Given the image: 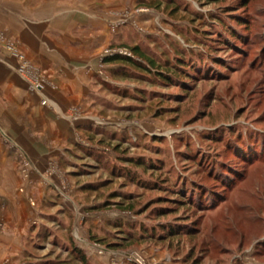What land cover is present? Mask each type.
Masks as SVG:
<instances>
[{
	"label": "rangeland",
	"instance_id": "obj_1",
	"mask_svg": "<svg viewBox=\"0 0 264 264\" xmlns=\"http://www.w3.org/2000/svg\"><path fill=\"white\" fill-rule=\"evenodd\" d=\"M175 1L0 0V264H264V0Z\"/></svg>",
	"mask_w": 264,
	"mask_h": 264
},
{
	"label": "crops",
	"instance_id": "obj_2",
	"mask_svg": "<svg viewBox=\"0 0 264 264\" xmlns=\"http://www.w3.org/2000/svg\"><path fill=\"white\" fill-rule=\"evenodd\" d=\"M8 1L11 2V4H9V7H8L11 10L6 12V13H8V14H6V19L15 23V24L17 23L18 26L21 27V22L24 23V21H26V16H27V11H28L27 0H8ZM14 10H16V12ZM10 124H13L14 126H18V127H16L17 130H18V128L20 129L17 122L16 123L10 122ZM3 130L6 132L5 129H3ZM0 218L1 219L3 218V222L7 221L5 224V228H6L9 225V224L7 225L8 220L5 219L4 216H2L1 211H0ZM10 231L11 230H10V226H9L8 229L3 230V233H0V258H2V256H4V254H6L7 252L16 253L18 255H20V253L22 252L21 250H19V246L17 245L15 238H14V240H12L13 234ZM14 236L15 237L17 236L16 231H14Z\"/></svg>",
	"mask_w": 264,
	"mask_h": 264
},
{
	"label": "trees",
	"instance_id": "obj_3",
	"mask_svg": "<svg viewBox=\"0 0 264 264\" xmlns=\"http://www.w3.org/2000/svg\"><path fill=\"white\" fill-rule=\"evenodd\" d=\"M166 3H168V4H170V6H172L173 5V9H176V7L175 6H177V2L175 1V0H164ZM209 2H212V1H218V0H208ZM148 2V1H147ZM149 3V2H148ZM220 20H219V22L217 23V25H218V27L220 26L222 29H224L225 28V30L223 31V34H224V36L225 37H227V39H230L231 41L233 40H235V39H239V40H241L242 38H241V36H238L237 34H236V32H235V30H234V28L236 27H239V25H241V23H240V21H238L237 19H236V17H235V21L236 22H234V25H233V22H226L225 21V19L224 18H222V17H220L219 18ZM234 19V18H233ZM133 52L134 53H136L135 52V50H133ZM136 55H138V56H140V57H142L141 56V54L140 53H136ZM106 62H114V61H123V62H126L127 64H131V65H136V66H138V67H140L141 68V64L139 63V62H135V61H133L131 58H125V57H120V56H118V55H116V56H112V57H110V58H107L106 60H105ZM148 63L151 65V64H153V62L151 61V60H148ZM142 68H144V67H142ZM146 69V68H145ZM186 74H187V76H192L191 74H189V72H186ZM225 173V172H224ZM223 173V174H224ZM222 178H224V179H228V178H230L231 179V176H226L225 174L222 176ZM177 191L180 193V197H182L183 199H185V201H182V200H178V202L180 203V204H183V203H185V202H187L188 201V198H189V196H190V193H189V191H187L185 188L183 189V188H181V189H177ZM206 204V203H205ZM205 204H202V205H205ZM165 236H163V238H164ZM162 238V237H161ZM77 250H75V252H76ZM75 252H73V254L74 255H76V253ZM76 257H78L77 259L78 260H80L81 262H83L84 260L82 259V257H79V256H76Z\"/></svg>",
	"mask_w": 264,
	"mask_h": 264
}]
</instances>
